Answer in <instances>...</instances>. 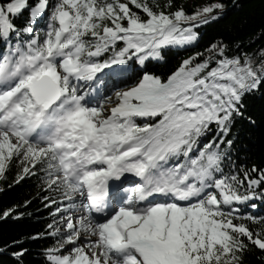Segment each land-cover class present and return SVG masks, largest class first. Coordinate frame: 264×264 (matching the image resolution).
I'll return each mask as SVG.
<instances>
[{"label": "snow or ice", "instance_id": "obj_1", "mask_svg": "<svg viewBox=\"0 0 264 264\" xmlns=\"http://www.w3.org/2000/svg\"><path fill=\"white\" fill-rule=\"evenodd\" d=\"M225 8L0 0V180L35 188L0 220L33 199L50 218L0 253L24 264L25 241L49 239L43 264H246L257 251L264 264V167L240 161L237 128L264 97V47L246 50L259 37L151 69Z\"/></svg>", "mask_w": 264, "mask_h": 264}, {"label": "trees", "instance_id": "obj_2", "mask_svg": "<svg viewBox=\"0 0 264 264\" xmlns=\"http://www.w3.org/2000/svg\"><path fill=\"white\" fill-rule=\"evenodd\" d=\"M205 2H212L206 0ZM203 2L200 5H203ZM226 5L224 12L219 18L198 26L195 31L199 33L198 39L187 49L172 48L167 54L168 63H153L151 69L157 73H165L168 69L177 63L179 59L190 55L195 51H203L210 44L223 40L230 48L239 42H244L245 46L254 37H259L251 47H264V36L260 33L264 30V0H223ZM176 6H182L188 13L193 12L197 4L188 5L186 0H175ZM248 111L255 119V125H249L247 122H239V156L240 161L250 167L252 164L264 167V97L257 94L250 96L246 100ZM236 131V129H234ZM12 173H8L6 178L0 180V210L13 206L17 203L22 204L25 198H31L35 194L33 181L25 180L19 185L8 187L12 181ZM26 213L20 219L0 220V247L11 243L12 240H19L30 237L37 232L43 231L45 225L50 222L48 211L44 209L38 199H33L30 206L21 208ZM255 212L264 215V205H259ZM30 213V215L28 214ZM49 239L26 240L24 247L29 249L24 257V264H43L40 252L44 246L51 244ZM15 247L8 251L0 253V264H17L16 259L11 255ZM260 253L249 254L246 257V264H258Z\"/></svg>", "mask_w": 264, "mask_h": 264}, {"label": "rangeland", "instance_id": "obj_3", "mask_svg": "<svg viewBox=\"0 0 264 264\" xmlns=\"http://www.w3.org/2000/svg\"><path fill=\"white\" fill-rule=\"evenodd\" d=\"M206 0H186V4L188 5H193V4H197V5H200L202 4L203 2H205ZM193 44V43H192ZM191 44V45H192ZM189 45V46H191Z\"/></svg>", "mask_w": 264, "mask_h": 264}]
</instances>
